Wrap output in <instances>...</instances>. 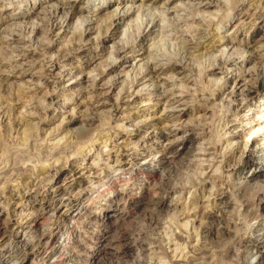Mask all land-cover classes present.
<instances>
[{"label": "clouds", "instance_id": "1", "mask_svg": "<svg viewBox=\"0 0 264 264\" xmlns=\"http://www.w3.org/2000/svg\"><path fill=\"white\" fill-rule=\"evenodd\" d=\"M0 264H264V0H0Z\"/></svg>", "mask_w": 264, "mask_h": 264}]
</instances>
